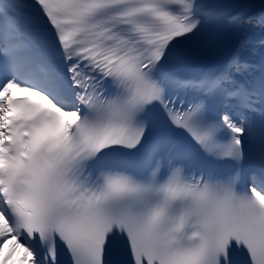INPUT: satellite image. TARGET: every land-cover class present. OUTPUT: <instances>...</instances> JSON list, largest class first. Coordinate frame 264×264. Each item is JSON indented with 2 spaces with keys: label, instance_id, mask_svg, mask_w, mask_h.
Wrapping results in <instances>:
<instances>
[{
  "label": "snow or ice",
  "instance_id": "6c2138e0",
  "mask_svg": "<svg viewBox=\"0 0 264 264\" xmlns=\"http://www.w3.org/2000/svg\"><path fill=\"white\" fill-rule=\"evenodd\" d=\"M17 249L264 264V0H0V264Z\"/></svg>",
  "mask_w": 264,
  "mask_h": 264
},
{
  "label": "bare ground",
  "instance_id": "6f19581e",
  "mask_svg": "<svg viewBox=\"0 0 264 264\" xmlns=\"http://www.w3.org/2000/svg\"><path fill=\"white\" fill-rule=\"evenodd\" d=\"M4 249H5V255L8 254L9 252V246L8 245H5L4 246ZM22 255V253L20 252V250H15L14 253L11 254V257L10 259L7 261V264H13L14 261H16L19 256ZM0 260H3V256H0Z\"/></svg>",
  "mask_w": 264,
  "mask_h": 264
}]
</instances>
